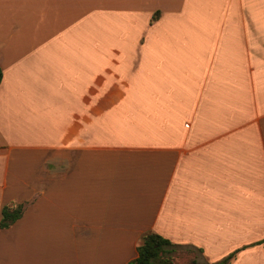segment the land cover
<instances>
[{"label": "crops", "instance_id": "obj_1", "mask_svg": "<svg viewBox=\"0 0 264 264\" xmlns=\"http://www.w3.org/2000/svg\"><path fill=\"white\" fill-rule=\"evenodd\" d=\"M95 64L169 118L97 134ZM0 69V264H127L148 232L264 264V0H0Z\"/></svg>", "mask_w": 264, "mask_h": 264}, {"label": "rangeland", "instance_id": "obj_2", "mask_svg": "<svg viewBox=\"0 0 264 264\" xmlns=\"http://www.w3.org/2000/svg\"><path fill=\"white\" fill-rule=\"evenodd\" d=\"M92 66L94 67V79L96 81L97 94V134L104 133L109 138L110 136L113 137L114 133L125 135V129L128 126V123L131 125V122L137 121L138 119L144 120L145 118H148V116L152 119L155 112H160L161 108L153 106V99L150 98V96H138V90H136L138 87L137 65H127L126 68L125 65L120 64H95ZM92 66L79 65V74L87 75L88 73H91ZM121 75H125L124 80H120ZM144 75L146 78H152V76L147 72L143 73V77ZM120 82L124 84V90H122L123 92H125V87L130 89L128 94L124 93L125 95H118ZM168 82L170 84V81ZM184 86V81H179V87L182 88ZM149 88L151 92H158L152 84ZM162 91L166 92L165 99H169V96H176V91H172L169 86L167 88H163ZM171 93L172 95H170ZM125 98L126 100H129L126 106L120 104L121 102L125 103ZM159 98H163V96H159ZM165 116L169 118V114ZM108 121L109 123H107ZM144 125L145 124L141 125V130L146 132L148 131V128ZM192 256V252H186L183 249H179L176 253H174L173 261L177 264H187Z\"/></svg>", "mask_w": 264, "mask_h": 264}, {"label": "trees", "instance_id": "obj_3", "mask_svg": "<svg viewBox=\"0 0 264 264\" xmlns=\"http://www.w3.org/2000/svg\"><path fill=\"white\" fill-rule=\"evenodd\" d=\"M1 79L2 70L0 69V82ZM21 213L22 205L20 204L13 207L4 206L2 208L0 228L10 226L21 216ZM177 246V244L172 243L157 233H145L137 246V256L127 264H177L173 261L172 256V252H174ZM235 253L236 251L214 262H198L197 260L192 259L189 264H228L230 259L234 257Z\"/></svg>", "mask_w": 264, "mask_h": 264}]
</instances>
